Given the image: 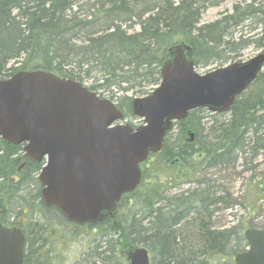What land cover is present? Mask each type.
I'll return each mask as SVG.
<instances>
[{
  "label": "trees",
  "instance_id": "1",
  "mask_svg": "<svg viewBox=\"0 0 264 264\" xmlns=\"http://www.w3.org/2000/svg\"><path fill=\"white\" fill-rule=\"evenodd\" d=\"M209 1L0 0V79L19 70L41 69L86 82L91 90L113 97L118 92L137 89L148 94L160 82L167 47L185 42L193 48L196 65H210L220 58L224 37L232 28L253 18L258 25L262 23V12L252 7L264 0H253L246 6L247 11L236 5L230 16L198 26ZM131 24L139 25V30H133ZM11 62L19 66H9ZM263 76L261 73L257 80ZM123 97L125 100L118 106L129 118L132 99ZM255 99L253 94L248 100L239 98L230 110L231 117L210 127L208 137L213 136L212 140L201 139L208 166L235 165L253 139L256 147H262L264 136L259 132L264 122L256 110L264 108V93ZM204 111L191 112L188 120ZM188 120L187 124H177L182 137H178L179 145H174L175 154V149L165 148L171 141V133L167 134L159 153L166 162L175 163L174 159L183 160L198 151L188 141L181 143L191 125ZM21 149L7 146L0 139V189H12L9 178L17 163L11 156ZM143 180L132 193L137 198L134 204L145 198L143 211L136 210L128 223H111L112 233L101 235L75 264H127L117 251H128L133 245L147 248L152 264H235L232 256L246 246L244 230L240 225L223 230L212 228V205L219 199L213 200L208 193L206 180L197 181L193 190L175 194H160L157 188L146 193L148 186L141 188ZM121 205L122 201L118 208ZM47 209L59 214L56 208ZM46 236L44 228L33 222L25 264H55L51 249L42 252L40 248Z\"/></svg>",
  "mask_w": 264,
  "mask_h": 264
},
{
  "label": "water",
  "instance_id": "2",
  "mask_svg": "<svg viewBox=\"0 0 264 264\" xmlns=\"http://www.w3.org/2000/svg\"><path fill=\"white\" fill-rule=\"evenodd\" d=\"M193 49L166 50L161 82L133 99V128L123 112L81 83L46 70L18 71L0 80V138L25 144L28 157L46 160L38 177L43 202L70 222L97 224L113 217L122 196L141 181V164L163 148L164 137L190 111L227 112L264 67V53L200 75ZM190 140L194 133L189 132ZM248 249L237 264H264V230L248 229ZM25 238L0 224V264H23ZM129 264H151L146 248L128 252Z\"/></svg>",
  "mask_w": 264,
  "mask_h": 264
},
{
  "label": "rangeland",
  "instance_id": "3",
  "mask_svg": "<svg viewBox=\"0 0 264 264\" xmlns=\"http://www.w3.org/2000/svg\"><path fill=\"white\" fill-rule=\"evenodd\" d=\"M252 1L210 0L202 12L198 26L211 24L221 18L230 16L233 14L234 6L236 5L247 11L249 8H246V6ZM261 6L262 8H259ZM252 8L259 9L262 12L260 17L262 23L258 25L253 18L238 27L232 28L228 37H224L222 46H225L221 48L220 58L215 59L210 65L204 63L196 65L195 70L198 73L205 74L231 63L247 61L258 53L264 52V1H262L261 5L257 3ZM131 25L134 26L133 30H139V25ZM227 41H229V44L226 45ZM9 66L17 68L19 65L11 62ZM83 84L89 86L86 82ZM137 91L138 89L129 92H118L117 96L114 97L107 93H98L101 97L109 98L119 105L122 100H125L123 96L133 99L147 95ZM260 93H264V76L253 83L243 93L241 99H251L252 94L253 98L256 97L258 99ZM256 115L261 116L260 119L264 122V108H258ZM230 117V112L213 115L208 111H204L202 114L199 113L188 120L192 125L189 126L188 124V129H193L196 135L199 132L194 144V148L198 151L183 160L174 159L175 163L166 162L162 153L157 154L155 157H149L142 167L145 174H142L144 176V184L142 183L141 188L143 185L144 188L147 185L146 193L148 191L151 193L153 189L156 191L157 188L160 194L161 192L175 194L188 189L193 190L197 187V181L206 180L205 186L209 189L208 193L212 195L213 200L215 198L219 199V202L212 205L213 212L210 218L212 228L223 230L240 225L241 227L239 228L243 230L246 228L264 229V143H261L263 144L260 145L262 147H256L255 139H253L252 143L240 153L235 165L208 166L204 160L205 155H202L204 152L203 143L205 142L201 141V139L205 138L206 142L211 141L213 136L210 135L208 137L210 127L213 124L218 126V124L226 122ZM126 121L133 126H139L142 123L139 118L133 116L127 118ZM262 126L263 129L259 134L264 136V123ZM170 135L171 141L165 148L175 149V154L177 146L174 145H179L178 137H182L178 126L171 131ZM187 138V135H183L181 143L184 142L186 144ZM3 190L6 191L5 189H0L1 203H4L5 198ZM31 190L34 189L31 188ZM124 198L112 221L105 226L95 227V229L67 222L59 214L43 211L41 206L38 207L36 205L30 214V220L32 224L35 222L38 226L40 225L41 228H44L45 236L47 235L44 245L40 247L43 250L42 252H48L47 250L51 249V257L55 264H75L79 262L88 253L94 241L98 240L103 234L110 235L112 233L111 223L115 224L116 221L119 224L128 223L132 219L131 214L136 210L143 211L142 208L147 203L145 198H143L139 199L138 204H134L137 198L132 193ZM8 201H10L12 214L20 210L17 209L20 205H18L16 199L12 201V197L9 196ZM14 209L15 212L13 213ZM113 238H117V235H114ZM230 244H235V242L233 241ZM138 246L140 245H133L132 250ZM126 250L125 248L117 251L118 255L125 258L123 253Z\"/></svg>",
  "mask_w": 264,
  "mask_h": 264
},
{
  "label": "flooded vegetation",
  "instance_id": "4",
  "mask_svg": "<svg viewBox=\"0 0 264 264\" xmlns=\"http://www.w3.org/2000/svg\"><path fill=\"white\" fill-rule=\"evenodd\" d=\"M11 157L15 159L17 165L9 178V182L12 184L11 192L3 191L5 198L4 203L0 204V223L6 228L18 227L25 237L26 245H28V233L32 226L30 214L33 207L35 208L36 205L41 206L43 211H47V208H49L42 201V186L38 180V175L44 163L28 158L21 150ZM31 188L34 190H31ZM9 196L12 197V201L16 199L18 205H20L17 207V209H20L18 212H15L14 209L13 213L15 212V214H12L10 210ZM87 227L90 228V226Z\"/></svg>",
  "mask_w": 264,
  "mask_h": 264
}]
</instances>
